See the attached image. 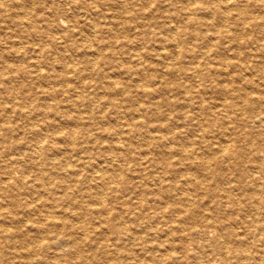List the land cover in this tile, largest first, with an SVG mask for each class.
Segmentation results:
<instances>
[{"label": "rangeland", "instance_id": "obj_1", "mask_svg": "<svg viewBox=\"0 0 264 264\" xmlns=\"http://www.w3.org/2000/svg\"><path fill=\"white\" fill-rule=\"evenodd\" d=\"M4 1L10 4L12 0ZM87 1H95V8L98 12V15L94 16L98 32L96 38H92V48H84V41L82 40L85 33L81 34L78 29V26H82L84 23L83 16L80 15L82 9H74L79 14L77 13L78 25L73 27L69 16L71 10L66 5H61L62 0H42L41 4H35L32 15L36 19L37 28L29 34H26L28 28L26 26H14L10 22L0 24V114L4 113L3 109L8 106H18L22 100V98L20 99L21 96L23 98L27 97L21 109H29L30 111L28 116L23 111L19 114V108L16 112L8 113V120L12 128L1 135L0 167L9 156H17L20 164L27 169L28 176L26 180L30 184H38L37 172L33 168H28V147L32 141L36 140V136L27 126L33 124L35 128L37 127L39 139H43V136L47 135V138H45L47 141L43 142L45 145L47 143L53 145L56 149L54 152L65 151V154L70 157L71 163L76 164L75 167L78 169L77 179L81 182L80 187L82 190V187L87 183L99 184L97 182L99 181L98 178L95 177L100 174L98 172L95 175L84 165L90 162L99 165L101 168L110 166L108 161H111L112 152L106 147L113 141L114 137H117L119 141H123H121L123 146L128 147L123 150L131 157V160H129L130 162L119 160V165H122L123 168L119 178V186L124 187L122 197H118L120 191H114L112 186L102 187L105 194L104 207L108 208V213L104 216L108 218V221H113L119 227H125L128 232L132 231L133 234L148 238L147 244L133 245L134 252L131 253L133 257L144 259L148 254V248L149 252H160L163 248L161 246L162 241L168 239L171 245H167V248L169 246V250L175 256L182 254V249H185L191 254V262L204 264L211 261L213 263L212 260H219L220 250L212 244V240L220 231L225 232V229H230L232 223L223 221L218 223L217 221V227H220V229L207 233L208 235L204 234L203 238L200 239L192 229L194 227L191 226L194 221L197 224L202 223L200 221L203 214H198L194 219L184 220V226L182 227H187L186 232L179 231L177 223L175 225V222L170 221L175 215L172 214V210L175 208L173 202L176 198L174 187L171 188L170 186L173 185L171 170H167L168 173L166 171L164 174L161 165L153 164V159L158 158V163H167L168 160L173 163L179 161L178 167L184 170L187 160L180 159L179 153H176V147H179L180 144L186 145L188 141H194V145L190 148H197L205 145L207 139L209 141L219 140L221 137L219 133L222 130L220 118L223 113L219 103L222 100L230 105L229 111L241 106L244 110V118L252 116L255 121V123H252L248 118V121L244 123L241 118L235 119L232 115L229 122L226 121V124H223V129L225 127L227 138L232 143L233 150L236 149L234 152L239 150L240 146L249 147L254 151L257 158L260 156L259 158L264 159V121L258 118L262 114L254 115L258 108L256 101L250 98L241 99L244 96H262L256 85H248L245 78L249 77L248 79H252L255 83L261 80V76L264 77V32H261L264 23V8L260 7L255 0H236L241 6L240 12H246L250 15L257 14L260 17L257 21L253 19L247 21L246 24L242 25L246 29L241 27L240 30V25H238L240 21L236 16L239 10L235 8L228 9V18H226L224 24L226 23L231 29V38L221 39L216 36L217 39L211 41L213 44L212 50L206 55L202 51H204L203 46H206L208 42L203 33L211 32L214 28L219 27L222 22L220 16L209 13L207 7L213 5L211 1L216 2L218 0H128V8L121 5L120 0ZM187 6L191 7L192 15L186 14ZM117 11L122 14V19L127 24L128 30L111 28L110 25H113L112 21H115L114 15ZM89 14L91 15V13ZM165 15H171L172 21L170 24L179 30L185 29L186 34L177 37L180 52L174 62L179 72L176 75H162L156 78L154 67L159 68V65L165 60L156 55L159 43L155 34L162 30L160 26L166 20ZM190 16L193 17L194 24H190ZM193 29L198 32L195 38L189 36ZM64 43L68 49L62 48ZM237 43L241 48L236 47ZM71 44H75V47L69 48ZM190 45H194V51L184 52L183 46L188 47ZM96 49L100 50V55H97L95 65H91L87 61L96 56L94 53ZM170 49L169 43H165L162 48L166 52ZM134 51L139 52L137 58L131 56ZM36 55H38V58H36ZM236 56H239V58ZM205 60L216 67V71L207 74L203 68L198 67V72L192 73L187 69ZM224 61L229 64L226 71H222L224 73L221 74L218 68H220L219 64ZM72 62L75 63L74 71L70 70ZM35 63L38 66H34ZM3 64L9 66L5 67ZM37 68H40L41 73L43 72L42 77L34 79V70ZM135 70L138 71L135 73ZM184 75L189 76L185 77ZM223 78H226L227 82L224 85L226 91L221 90L222 84L219 82L223 81ZM134 79H137L136 86H134ZM109 80L118 81L121 85H124L126 94L117 93L112 91L111 88H106L105 82ZM135 87L137 89H134ZM51 92L55 93V97H51ZM79 94L84 96L83 100H80ZM137 103L140 104L141 112L136 110ZM250 108L253 110L251 111ZM68 115L72 117L79 116L80 125L74 128L70 127L66 119ZM127 122H135L140 125L128 129L123 125ZM0 124H3L2 120H0ZM239 128L245 131V136L238 135L237 129ZM166 129L172 130L178 137L170 139ZM201 132L205 135L206 141L202 139L199 143L198 136ZM160 133H163L166 137L163 136L158 142L154 139ZM69 134L74 135L75 138L71 150H69L70 145L67 139ZM74 148H84L85 151L82 150L75 154ZM115 152V154H119V150ZM138 152H146V158L149 159L139 158V161H141L139 167L142 171L140 173L133 172L132 177L134 178H131L127 173H130L129 167L132 168L133 165L138 167L135 165ZM89 154L92 159L89 158ZM245 168L250 174L253 173L255 177H260L258 181L251 182L252 187L264 182L263 169L256 168L252 161L245 162ZM1 169L0 185L3 184L1 180H5L6 175L1 172ZM54 170L53 165H43L44 187L49 190L47 193L42 192V187L30 188L29 190L23 188L24 190L21 189L20 192L25 191L26 194L16 197L15 190L4 189L0 193V211H9L10 214L24 220L29 218L35 220L44 217L45 209H52L56 215V221L63 219L70 225L74 224L73 226L78 224L76 217L78 214H72L76 211L81 213L79 214L81 219L84 218L85 225L90 227L91 222H95L89 220L91 213L86 210L87 207L93 205L91 198L81 197L78 193L81 190L77 189L75 194H77L79 202L82 201L81 204L84 207L69 209L70 211L64 208L61 204L63 191L56 183L59 178L58 175H55ZM222 170L217 180L218 184H215L214 179L209 182L213 188L220 187L216 192V196L213 198L208 195L209 185L206 184L207 186L191 190L190 194L196 199V202L201 197V200L207 205L213 206L212 204L220 198L219 196L228 190L230 184H239L235 179H238L239 172L243 170L242 167L234 169L232 166H225ZM191 171L196 175L200 174L194 169L185 172L189 173ZM223 174L231 180L226 179L222 182L221 176ZM138 175L142 179H139ZM12 177L18 179L19 172L14 170ZM159 177L162 181L159 180ZM181 178L179 177V179ZM228 181L231 183H228ZM160 184L162 196L158 197L156 190ZM39 192L44 195L48 205L42 203V201L34 200L33 197L38 196ZM237 193L239 192L237 191ZM234 197L240 198L239 202H235L237 219L240 220L237 225L238 228L236 225L235 228H237L238 233L241 232L240 236L242 238L252 241L254 238L250 237L253 233L250 221L257 220L256 222L260 223L262 219L264 220V216L255 214L257 203H255V200L245 196L235 195ZM24 200L31 202V206L35 209L33 214L23 209L20 203ZM222 201L220 202L222 205L220 208L228 212L227 210L231 208V205L224 202V199ZM258 207L264 210V192H261ZM192 209L198 212L199 209H202V206L195 203ZM160 210L166 211L164 216L155 214ZM145 212L147 214H144ZM116 214L118 215L116 216ZM208 216L211 221L217 219L216 214H209ZM165 223L172 226L170 229L167 228L168 230L162 229L164 232L161 228L165 227ZM230 224L231 226H229ZM31 226V224H27L26 227L13 225L12 228L22 232L25 236H30L33 233ZM88 229L90 230V228ZM96 233L98 236H103V238L108 235L106 240L110 241H106L107 250L105 252L96 241ZM60 235L62 234L57 233L55 229H51L47 233L48 238H50L48 242H52L51 244L54 245L55 242L53 241ZM53 236L55 238H52ZM0 240H3L6 246L11 245L12 248L18 250L30 246V242L25 241L23 243L18 236H2L0 234ZM89 241L92 243L91 247L86 246L84 250L89 253L93 247L96 258H98L95 264H112L115 260V258L112 259L113 256H118L120 261H117L116 264H120L122 263L121 259L124 260L130 256L126 245L127 240L118 239L117 234L111 231L106 232L103 227L90 230L88 232ZM62 247L70 249L65 244ZM3 248L4 245H0V260L11 257L10 251L13 250L10 249L9 251V249ZM247 251H245L249 257L247 260L251 263L259 258H264V254L259 248L252 246ZM30 257L35 263L36 256L31 254ZM13 260L14 264H20V261H22L21 258L17 257ZM76 260L79 259L76 258ZM247 260L244 263L248 262ZM60 262L65 264L64 261ZM225 263L233 264L230 261Z\"/></svg>", "mask_w": 264, "mask_h": 264}, {"label": "bare ground", "instance_id": "obj_2", "mask_svg": "<svg viewBox=\"0 0 264 264\" xmlns=\"http://www.w3.org/2000/svg\"><path fill=\"white\" fill-rule=\"evenodd\" d=\"M41 1L42 0H12L11 3L9 4V3H6L4 0H0V24L10 22L14 26H16V25L17 26H26V27H28L26 34H29L32 31H35V29L37 28V24H36V19H34L33 15H32V11H33L35 4H41L40 3ZM255 1L258 2L260 7L264 8V0H255ZM94 2L95 1L89 2L87 0H62V2H61L62 3L61 5H66L67 8L69 10H71V13L69 14V16L71 17L73 27L74 26L77 27V25H78V14H79L78 12H77L78 13L77 14L74 11V9H76V10L82 9L80 15L83 16V22L84 23L82 26H78L79 27L78 29H79V31H81V34L85 33L84 38L82 40V41H84V48H92L93 47L92 38L93 37L96 38V35L98 32L97 24H96V21L94 18L95 15H98V12L96 11V8H95L96 4ZM127 3H128V0H120V4L124 5L125 8H128ZM211 3H213V5L210 7H207L208 12L211 14L219 15L222 22H221V25L219 27L214 28V30H212L211 32L203 33L204 38L208 42V44L206 46H203L204 51H202L206 55H208L210 53V51L212 50L213 44L211 43V41H213L214 39H217V38H215L216 36H218L221 39H230L231 38V29L227 26L226 23L224 24L226 18H228V15H227L228 9L235 8V9L239 10L237 12L236 16L238 17V19L240 21V23L238 24V25H240L239 26L240 30H241V27H242V29H246L242 25L246 24L247 21L249 22V20H252V19L257 21L258 18L260 17L257 14L250 15V14H247L246 12H240L241 6L236 0H218L216 2L211 1ZM186 10H187L186 14H188V15L193 14V13H191V7L187 6ZM88 12L91 13L92 16ZM87 14H89V15H87ZM66 16H67V14H66ZM165 18H166V20L164 21L163 25L160 26V28H162V30H159L155 34V36L157 37V41L159 43V47H158V50L156 51V55L160 56L163 60H165L162 62V64L159 65L160 66L159 68L154 67V71L156 72V75H155L156 78L161 77L162 75H176V73L179 72V70L176 68L177 66L175 65V62H174V60L176 59L177 55L180 52L179 42L177 40V37H179L180 35L186 34L185 29L179 30L170 24V22L172 21L171 15H165ZM114 20L115 21H112L113 25H110V26H112L111 28H113V27L116 29L119 28V29H123L124 31H126V29L128 30V26L124 22V20L122 19V14H120L119 11H117L115 13ZM190 24H194V20H193L192 16H190ZM40 26H41V24H40ZM261 32H264V23H263V27H262ZM197 33L198 32L193 29V31H191L189 33V36L195 38V37H197ZM34 38H36V37H34ZM135 39H136V37H135ZM109 42H111V41H109ZM165 43L170 44V46H171L170 51L166 52V51L162 50ZM72 47H75V44H71V46H69V48H72ZM193 47H194V45H190L188 47L183 46L184 52L194 51ZM236 47L237 48L240 47L238 45V43H237ZM62 48L68 49L67 45H65V43L63 44ZM164 49H166V48H164ZM231 50H232V48H231ZM99 52H100V50L96 49L94 51L96 56L91 58L87 62L91 65H95L96 57H97V55L98 56L100 55ZM2 53H3V50H2ZM138 54H139L138 51H134L131 56L132 57L134 56L135 58H137ZM71 55H72V53H71ZM236 57L239 58V56H236ZM36 58H38V55H36ZM233 63H235V62H233ZM228 64L229 63L227 61H224L221 64H219L220 65V68H218V69H220L219 73L223 74L224 72H222V71H226V69L228 68ZM33 65L36 66L37 64L35 63ZM74 65H75V63L72 62L70 65V67H71L70 70L74 71V69H75ZM80 65H81V63H80ZM4 66L8 67L9 65L6 64ZM4 66H3V69L5 68ZM198 67L203 68L207 74L211 73L212 71H216V67H213L208 60L202 61L198 65L191 66L187 69H189L190 72H192V73H197ZM165 69H167V70H165ZM44 70H45V68H44ZM137 71L138 70H135L134 72L136 73ZM24 73H25V70H24ZM42 73L40 71V68L35 69L34 70V79H37L38 77H42ZM184 76L187 77L189 75H187V76L184 75ZM248 78H245V80H246L245 82L248 85H256L258 90H260L262 96L261 97L244 96L241 99L243 100L245 98H250L251 100L256 101L258 104V106H257L258 108H257V111L254 112V115L255 114H257V115L262 114V116H260L258 118H259V120L262 121V119H263V121H264V77L261 76V80L258 82H255V83L252 81V79H248ZM136 80L137 79H134V86H136V84H137ZM200 82H202V81H200ZM219 82L222 84L221 85L222 87H224V85H226V83H227L226 78H223V81H219ZM105 83H106V85H105L106 88H111L112 91H115L117 93L126 94L124 85H121L118 81L109 80ZM84 86H86V84H84ZM222 87H221V90L226 91L225 87L224 88H222ZM134 89H137V88L135 87ZM94 90H95V88H94ZM174 91H175V88H174ZM50 95H51V97H55L54 92H51ZM78 97L80 98V100H83V98H84V96H82V94H79ZM21 98H22V100H21L22 103L19 102L18 106H13V105L10 107L8 106L7 108L3 109L4 113L0 114V120L3 121V124H0V142L2 139L1 135H3V133L6 131L11 130V128H12V126L10 125L9 120H8V113L9 112H12V111L16 112L17 109L19 108L18 109L19 114H21L23 111L26 113L25 114L26 116L30 115L29 109H27V110L21 109L23 107V104L26 101L27 97L23 98L21 96L20 99ZM219 106L222 108V111H223L221 118H220V124L222 125V128H221L222 130L219 133L220 136L223 137L222 139H221V137L220 138L218 137L219 140L209 141L207 139V141H206L205 135L203 134V132H201L200 135L198 136L199 137L198 142L200 143L202 141V139H204L207 142L202 147L190 148L194 145V141H188L186 143V145L180 144L179 147H176L177 148L176 153H179L178 155L180 156V159L187 160L185 163L184 170H182L180 167H178L179 161L176 163H173V162H170V160H168L167 163L166 162L158 163L159 159L154 158L153 164L161 165L160 167L163 169L164 174L166 173L167 170H169V169L171 170L173 185L171 184L170 186H171V188L174 187L173 190L175 191L174 195L176 198L174 199V202H173V205L175 206V208L172 210V214H175V215L172 219H170V221L175 222V225L177 223L179 231L186 232L187 227L186 228L182 227V226H184L183 225L184 220H186L188 218L194 219L195 216H198V214H203L202 219L200 221V223L202 222L203 225H202V223L197 224L196 221H194L193 225H191V226L194 227L192 229H194L195 234L200 239L203 238L204 234L206 235L207 233L209 234L210 232H213L214 230L220 229V227H217V224H216L217 221H218V223L220 221L232 223V226H231V224L229 225V226H231L230 229H225L226 230L225 232L220 231L217 234V236L214 237L212 240V244L214 246L218 247V249L220 250L219 260H212L213 263L211 261H207L204 264H226L225 263L226 261H230L233 264H264V258H259L257 261L254 260V262L251 263L249 260H247V259H249V257L245 252V251H247V249H249L250 247L253 246V247L259 248L261 250V252L264 254V220L262 219V222H260V223L256 222L257 220L256 221H254V220L250 221V223H251L250 226H251V228H253V233L252 234L250 233L251 234L250 237L254 238L252 241L242 238L240 236L241 232L238 233V231H237V228H238L237 225H238V223H240V220L237 219V210H236V204H235V202L240 201V198L234 197L235 195L241 196V197L245 196L249 199L255 200V203L257 202L256 207H255L256 208L255 214H261L264 216V210H261V208L258 207V200L260 199L261 192H264V182L262 184L260 183V184L256 185V187L255 186L252 187L251 182L252 181H254V182L258 181V179H260V177H255V174H253V173L250 174L249 171L246 170V168H245V162L252 161L256 168H261L264 170V159L259 158L260 156L257 158V156H255L254 151H252V149L249 147L245 148V147L240 146L238 148L239 150L234 152L236 149L233 150V147H232L233 145L230 142V140L227 138V135H226L227 133H226L225 127L223 129V124H226L225 123L226 121L229 122L232 115L235 119L241 118L244 121V123H245V121H248L247 120L248 118H249V121L252 123H255V121H254L252 116H247L244 118V116H243L244 110L242 109L241 106L240 107L238 106L235 109H233L232 111H229L230 105L227 104L226 102H224V100H222L219 103ZM199 109H201V108H199ZM136 110L141 112L140 104H138V103L136 104ZM162 110H163V108H162ZM250 110L252 111L253 109L250 108ZM133 116H135V115H133ZM66 119H67V121H68L67 123L70 127L74 128V127L80 125L79 124V121H80L79 116L72 117V116L68 115V117ZM110 122H112V121H110ZM123 125L126 128L128 127V129H129L132 126L136 128L140 124L135 123V122H127V123H124ZM230 127H231V125H230ZM27 128L31 132H33L34 135L36 136V138H35L36 140L32 141L28 147L29 148L28 168H31V169L33 168V170L37 172L36 179L38 181V184L37 185L30 184V182L28 180H26V178L28 176L27 169L22 164H20V161H19L17 156H11V157L9 156L8 159L7 158L5 159L4 163L0 167V169L2 168L1 172L6 174L5 180H1V182L3 184L0 185V193L2 191H4V189L8 188V190H15L16 197H17L18 195L20 196L22 194L23 195L26 194L25 191L20 192V190L23 188H26V190H29L30 188H38V187L43 188L42 189L43 193L49 192L48 188L44 187L43 165L44 164L45 165L50 164V165H53V167L55 169L54 173H55V175H58L57 177L59 178L58 182H56V183L58 184V186L61 187V189L63 191V194H62L63 196H61V200H62L61 204L63 205V207L68 209V210L69 209L70 210L76 209V208L80 209V208L84 207L83 204H81L82 201L80 203L79 199L77 198V194H75L77 189L81 190V187H80L81 182L78 181V179H77L78 169L75 167L76 164L71 163V159H70V157H68L65 154V151L54 152V150H56V149L53 145H50L48 143L45 145L43 142L47 141V140H45V138H47V135L45 134L43 136V139L42 138L39 139V133H38V130L36 129L37 127L35 128L33 124H29L27 126ZM181 130H183V129H181ZM166 133L169 134L170 139H172L174 137H178L175 134V132L173 133L172 130H170V129H166ZM237 133L241 137L246 135L245 131L241 128L237 129ZM163 136H164V134L160 133L157 136V138L154 140L160 141V139H162ZM164 137H166V136H164ZM67 139H68L69 145H70L69 150H71L72 149L71 147L73 146L74 139H75L74 135L69 134ZM182 139H183V137H182ZM121 141H119L117 137H114L113 141H111V143H109L106 147L109 151L112 152L111 156H110L111 161H108L110 163L109 164L110 166H104L101 168V167H99V165H97L95 163H90V162L84 165L92 173H95V175H97L98 172L100 173L99 176L95 177V178H98L99 181H97V182L99 184L87 183L86 185H84L82 187V190L78 192L81 197L87 196V197L91 198L93 205H91V206L88 205L89 207H87L86 210H88L91 213V217H89V220H92L95 222H91L92 225L91 226L89 225L90 227H88V225H85L86 222H85L84 218L81 219V216L79 215L81 213L76 212V211L74 213L72 212V214H78L76 216L78 224H76L75 226H73L74 225L73 223H72L73 225H70L69 223L65 222L63 219L56 221V219H55L56 215L52 209H45L46 213H44V217L43 218L41 217V218H38L35 220H30V218L24 220V219H21L19 217H15V215L10 214L9 211H7V212L0 211V217H2L0 219V234L2 236H9V235L10 236H18L20 238V240H22L23 243L25 241L30 242L29 243L30 246L28 248L23 249V250H18V249L12 248L11 245L6 246L3 242V240H0V245L3 244L4 248L9 249V251H10V249H13L10 251L11 257H7L5 259L2 258L0 260V264H2V263L3 264L4 263L14 264L13 258H15V257L22 259V261H20V264H42V261L45 264H61L60 261H64L65 264H95L97 262L98 258H96L93 247L91 248L89 253L85 252L84 247L87 246L90 248L92 245L91 241L88 242V232L92 229H94V230L98 229V228L100 229V227L101 228L103 227L104 229H106V232L111 231V232L117 234L118 239L123 238V239L127 240L126 245H127L128 253L130 256L126 257L124 260L121 259L122 263H120V264H196L193 261L191 262V260H190L191 254H189L185 249H182L183 251H182V254H180V255L175 256L174 254H172L171 251L169 250L170 249L169 246L171 245V242L168 239H165L164 242L162 241L161 246H163V248L160 250V252H158V253L157 252H149V248H148V250H147L148 254H147V256H145L144 259L133 257V255L131 254L134 252L133 251V245L139 244V243L147 244L148 238H146V236L143 237V236L133 234L132 231L128 232V230L125 227H119L113 221H108V218L104 216V214L108 213V208L106 206L104 207L105 194H104L102 187L112 186L114 191L115 190L118 192L120 191L119 192L120 194L118 195V197H122L124 195L123 194L124 193V187H122L121 185L119 186V183H120L119 178L121 175L120 172H122V170H123L122 165L121 166L119 165V160L122 159L126 162H130L129 160H131V157L124 152L126 150L125 148H128V147H126V145L123 146L121 144L123 141L122 142ZM123 149H125V150H123ZM74 150L76 152L75 154H78L82 150L85 151L84 148L83 149L82 148H79V149L74 148ZM118 150H119V152H118ZM122 150H123V152H121ZM115 151H117L119 154H115L116 153ZM258 152H260V151H258ZM13 154H14V152H13ZM140 154H141V156H139ZM215 154H217V156H215ZM89 158L92 159V156L90 154H89ZM139 158L140 159L142 158L144 160L149 159V158H146V152H144V153L138 152V156L135 158L136 159L135 165H137L138 167H136L134 165L132 166V168L129 167L130 173H127V175H129L131 178H134V177H132L133 172L140 173L142 171L141 167H139V166H141V161H139ZM150 160H152V159H150ZM225 166H228V167L232 166V168H234V169H237V168L239 169L240 167H242V169H243L242 172H239L238 179L233 178L236 181H238L239 184L238 185L230 184V187H228V190L219 196L220 198L224 199V202H227L229 205H231V208L227 210L228 212H226V210L220 208V206H222L220 202H223L222 199H220V198L217 199L212 204L213 206L207 205L203 200H201V197L199 198L200 200H198L196 202V199H194L191 196L190 192H191V190H195V189L200 188V187H204V186L209 185L208 192H207L208 195L210 197H213V198L216 196V192L220 187L219 188H213V187H211L212 184H210L209 182L213 181L212 179H214L215 184H218L219 182L217 180L219 179V177L223 171L222 169ZM193 169H194V171L200 172V174L196 175L193 171H191L189 173L185 172L186 170H193ZM14 170H17L19 172L18 179H14L12 177V173L14 172ZM167 173H168V171H167ZM145 174H147V173H145ZM137 177H139V179H142L140 175H138ZM179 177H182V178L179 179ZM160 178L161 177H159V180L162 181V179H160ZM226 179L231 180L230 178H227L223 174L221 176L222 182L225 181ZM174 182H176V183L174 184ZM228 183H231V182L228 181ZM127 186H128V184H127ZM160 187H161V184L158 186V188L156 190V194L158 197L162 196V191L160 190ZM237 191L239 193H237ZM108 196H110V195H108ZM202 196H204V195H202ZM205 196H207V195H205ZM33 198H34V200L42 201V203H46V205H48V202L44 198V195L40 192L38 193V196L33 197ZM195 203H198L200 206H202V209H199L198 212H196V211H194V209H192V206ZM20 204L22 205L23 209L26 212H29L31 214L34 213L33 211H35V209L31 206L30 201L24 200V201H21ZM197 207H198V205H197ZM185 212H187V213H185ZM4 213H6V214H4ZM165 213H166L165 210H160V211L156 212L155 214L164 216ZM144 214H147V213L145 212ZM209 214H216V216H217L216 221L215 220L211 221L209 219V216H208ZM117 215L118 214H116V216ZM27 224L32 225L31 230L33 231V233L30 236L29 235L25 236L24 234H22V232L14 230L12 228L13 225L26 227ZM164 225H165V227L161 228V230L162 229L165 230L167 228L170 229L172 226V225H169L167 223H165ZM235 225L237 228H235ZM220 226L222 227L221 223H220ZM88 228H90V230ZM51 229L52 230L55 229L57 233L62 234V235H60V237H56V238H55V236L52 237V238H55V240L53 242H55L54 245H56L58 248L56 246H54L53 244H51L52 242H48V240L50 238H48L47 233H48V231H51ZM31 230H30V232H31ZM69 230H71V231H69ZM164 230H162V231H164ZM71 233H73L74 235H72ZM106 237L103 238V236H98V234L96 233V239H97L96 241L99 243L100 246L99 245L98 246L102 248L103 252H105V250H107L106 241L108 239L106 240ZM189 239H191V238H189ZM108 241H110V240H108ZM196 242H199V241L196 240ZM230 243H231V245H229ZM64 244L69 246L70 249L67 247L64 249L62 247V246H64ZM167 245H169L168 248H167ZM181 247L183 248V246H181ZM3 249H1V250H3ZM250 250H252V249H250ZM95 251H96V248H95ZM31 254L36 256L35 263L31 257L29 258V256ZM74 257L78 258L79 260H76V258H74ZM0 258H1V256H0ZM113 258H115V260ZM104 259H106V258H104ZM112 259L114 260V262L112 264H116L117 261H120L118 256H113ZM106 260H108V259H106ZM245 260H247L248 262L244 263Z\"/></svg>", "mask_w": 264, "mask_h": 264}]
</instances>
